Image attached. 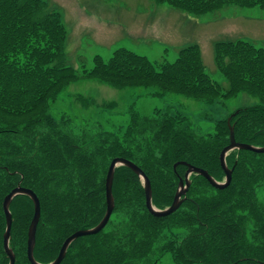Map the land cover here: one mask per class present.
Segmentation results:
<instances>
[{
  "label": "trees",
  "instance_id": "1",
  "mask_svg": "<svg viewBox=\"0 0 264 264\" xmlns=\"http://www.w3.org/2000/svg\"><path fill=\"white\" fill-rule=\"evenodd\" d=\"M197 18L228 7L260 8L264 0H150ZM69 33L58 7L48 0H0V264L5 216L2 202L18 184L32 190L40 203L34 259L52 262L67 237L95 227L106 211L105 177L110 162L123 158L150 181L152 205L169 207L186 162L206 170L216 181L224 172L219 154L229 144L227 119L203 138L187 117L155 109L140 116L130 109L125 123L104 128L54 117L51 107L60 93L78 80L113 89H150L149 96H184L207 104L247 94L257 104L230 120L237 142L264 146V41L234 39L212 44L213 64L227 84L224 89L205 70L201 48L189 44L173 61L151 62L125 48L108 59L94 56L90 69L68 65ZM83 108L114 110L115 101L96 104L77 95ZM233 168L224 189L213 188L191 174L181 206L166 217L145 206L140 178L115 168L114 209L99 233L74 240L60 264H157L169 254L175 264H264V153L233 150L225 158ZM9 247L15 264L27 259V231L32 201L15 196ZM119 220V221H117Z\"/></svg>",
  "mask_w": 264,
  "mask_h": 264
},
{
  "label": "rangeland",
  "instance_id": "2",
  "mask_svg": "<svg viewBox=\"0 0 264 264\" xmlns=\"http://www.w3.org/2000/svg\"><path fill=\"white\" fill-rule=\"evenodd\" d=\"M58 7L69 33L66 45L68 65L75 70L90 69L98 55L108 59L114 50L125 48L147 57L151 62L173 61L176 51L189 44L201 48L205 70L222 88L227 84L213 64L212 44L217 40L243 39L259 45L264 41V10L228 7L215 15L191 17L150 0H48ZM150 89H113L95 81L78 80L67 86L51 107L54 117L66 116L76 124H100L104 128L123 124L131 108L140 116L155 109L180 113L187 117L195 133L203 138L213 133L217 121L227 119L244 107L256 105L255 98L239 94L207 104L184 96H149ZM77 95L91 97L96 104L115 101L117 108H83ZM119 221V220H117ZM157 264H175L169 254Z\"/></svg>",
  "mask_w": 264,
  "mask_h": 264
},
{
  "label": "water",
  "instance_id": "3",
  "mask_svg": "<svg viewBox=\"0 0 264 264\" xmlns=\"http://www.w3.org/2000/svg\"><path fill=\"white\" fill-rule=\"evenodd\" d=\"M235 113H238V111H236ZM235 113L232 114L227 119V125L229 128V144L225 148H223L219 154L220 166L222 168V171L224 172V178L221 182L216 181L212 176L208 174L206 170L194 167L186 162H177L173 166L174 169L176 168L177 165H183L187 168L185 175H184V179L179 178L178 188L174 195L171 205L168 208L159 210V209H156L152 205L151 185H150L149 179L146 177L144 172L134 163L126 159L114 158L108 166V170H107L106 177H105L104 185H105L106 211H105L103 218L95 227L90 228V229L77 230L72 235L67 237L65 241L63 242L57 257L48 264H60L62 260L65 258L66 251L69 245L74 240L80 237H84V236L95 235L99 233L106 226V224L108 223L110 219L112 211L114 209V198L112 195V183H113L115 168L119 166H124L130 169L133 173H135L140 178L142 182L143 190H144V195H145V206L148 212L155 217L169 216L181 206L184 200V197L186 195V192L190 186L189 176L191 174H197V175L204 177L213 188L221 190V189L228 187V185L231 182L232 172H233V168H228L226 164V160H225L229 152L233 150H245V151H250L254 153H264V146L257 147L251 144L240 143L235 140L234 129H233V126L230 125V120L235 115ZM18 195L27 196L33 203L34 213H33V218L29 224L28 231H27V252L26 254H27V259L30 264H41L37 262L33 256V250L35 246L36 228H37L38 221L40 219L39 199L37 198L36 194L32 190L21 187L19 184L14 189H12L9 194H7L4 197L3 202H2L3 213L5 216V230L3 233V250L6 256L8 257V264H15V254L13 253L12 249L9 247L10 230H11V224H12V217L9 211V206H10L12 199Z\"/></svg>",
  "mask_w": 264,
  "mask_h": 264
}]
</instances>
